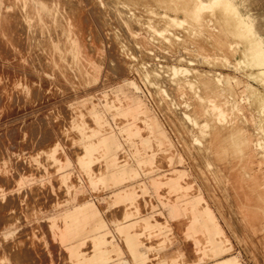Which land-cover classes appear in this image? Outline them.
<instances>
[{
    "label": "rangeland",
    "instance_id": "374dc122",
    "mask_svg": "<svg viewBox=\"0 0 264 264\" xmlns=\"http://www.w3.org/2000/svg\"><path fill=\"white\" fill-rule=\"evenodd\" d=\"M0 264H264V0H0Z\"/></svg>",
    "mask_w": 264,
    "mask_h": 264
},
{
    "label": "bare ground",
    "instance_id": "6f19581e",
    "mask_svg": "<svg viewBox=\"0 0 264 264\" xmlns=\"http://www.w3.org/2000/svg\"><path fill=\"white\" fill-rule=\"evenodd\" d=\"M178 69V68H177Z\"/></svg>",
    "mask_w": 264,
    "mask_h": 264
}]
</instances>
